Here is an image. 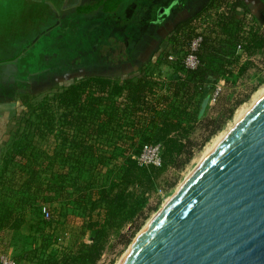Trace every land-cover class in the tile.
Here are the masks:
<instances>
[{"label": "trees", "instance_id": "obj_1", "mask_svg": "<svg viewBox=\"0 0 264 264\" xmlns=\"http://www.w3.org/2000/svg\"><path fill=\"white\" fill-rule=\"evenodd\" d=\"M254 10L261 14L254 11L253 27L241 32L237 26L219 40L227 52L210 50L193 70L176 66L186 77L170 80L166 93L157 92L158 82L142 73L123 78L88 73L30 105L24 127L0 156V237L27 226L47 249L56 228L68 227L76 217L69 242L47 254L43 264H97L112 240L129 244L166 172L191 158L190 136L208 105L215 75L241 76L252 65L250 57L264 48V5ZM44 137L54 142L50 155L36 142ZM146 143L162 144L161 166L139 165L133 158ZM45 206L52 211L47 217Z\"/></svg>", "mask_w": 264, "mask_h": 264}, {"label": "rangeland", "instance_id": "obj_2", "mask_svg": "<svg viewBox=\"0 0 264 264\" xmlns=\"http://www.w3.org/2000/svg\"><path fill=\"white\" fill-rule=\"evenodd\" d=\"M3 1L4 4L0 2V156L11 143L14 132L24 127L30 105H36L76 81L78 78L71 79V76L78 68H83L85 72L100 70L97 66L100 60L98 54L108 43H118L119 39H122L119 43L130 62L131 73L153 77V80L158 82L159 89L156 91L163 94L168 90L170 80L186 77L184 71L176 72L175 67H183L186 70L183 58L188 52L189 41L197 34L202 35L198 55L201 64L212 49L228 51L225 43H219L220 39L226 37L225 32L231 35L237 26L241 32L248 31L257 22V16L254 14H261L254 10L255 0H185L183 8L175 13V17L170 18L168 15L170 27H180L172 32L168 30L169 36L161 37L153 27L144 24L146 17L139 9L141 6L145 7V1L134 0L138 3L131 11L130 18L132 19L134 11L137 16L128 23L136 22L135 30L131 29L134 25L129 24L126 29L130 47L135 46V52H130L129 45H125V37L121 36L115 40L108 35L114 24V19H111L114 15L108 12L112 8L116 10V0H108V3H103V0H50L51 3H46V0L35 1L40 4L32 3L31 0ZM127 1L129 0H123V3ZM26 2L30 5H26ZM79 3L93 12L83 13L84 6L78 8ZM262 5L264 0H259L261 8ZM101 6H104L107 15H102ZM118 14H121V21H125L126 13L123 15L118 10ZM57 21H60L59 24ZM228 21H232V25L229 24L227 29H224L222 24ZM139 25L141 30H138ZM165 31L166 28L162 29L161 33ZM139 34L141 35L137 39ZM152 38L156 41L150 43ZM245 58L241 54L240 62ZM250 60L252 65L241 76L215 75L217 81L223 80V85L217 97L208 102L202 119L196 123L190 136L194 146L191 158L179 170L169 169L166 172L161 186L149 197L145 208L146 218L131 237L129 244L123 245L112 240L97 264H120L124 260L130 248L132 250L131 246L135 240L141 238L144 234L142 231L148 228L161 208L172 199L182 184L264 95V48L252 55ZM216 64L217 61H214L212 66ZM160 94H157V97H160ZM230 111V118L210 135L213 126ZM210 120H213V123L206 128L205 123ZM36 142L39 148L50 155L54 145L51 137H44ZM44 208V211L51 215V209L47 206ZM75 214L72 212L71 215ZM76 220L75 217L71 223H67L66 228H56L54 237L47 239L49 242H55L47 249L42 250L40 235L25 226L18 232H8V235L7 232L2 233L5 237L2 238L4 241H0V250L7 249L8 254L16 261L19 257L21 260L18 261L22 264H43L47 254H57L61 246L69 242L70 234L76 227ZM124 231L130 233L128 227ZM11 236L13 239H10Z\"/></svg>", "mask_w": 264, "mask_h": 264}, {"label": "water", "instance_id": "obj_3", "mask_svg": "<svg viewBox=\"0 0 264 264\" xmlns=\"http://www.w3.org/2000/svg\"><path fill=\"white\" fill-rule=\"evenodd\" d=\"M123 264H264V95L175 193Z\"/></svg>", "mask_w": 264, "mask_h": 264}, {"label": "flooded vegetation", "instance_id": "obj_4", "mask_svg": "<svg viewBox=\"0 0 264 264\" xmlns=\"http://www.w3.org/2000/svg\"><path fill=\"white\" fill-rule=\"evenodd\" d=\"M76 1V0H75ZM78 1V0H77ZM134 0H129L127 2L123 3V0H116L114 2V5H116V10L114 8H112V10L108 13H110V15H114L111 16V19H114V24L113 26H115L113 28L112 27V31L109 32L108 35H110V38H114L116 40V38H124L125 41V45H129L130 44V38H126L127 33H126V29L129 25H134L131 27L132 30H135V26H136V22H129L128 21L131 19V11L136 7V3H138L137 1ZM144 6H141V8L139 9V12H143L144 16L146 17V19H144V24L147 27H153V29L159 34L161 35V37L163 36H169V33L174 31L175 28L177 26H171L169 25V20L170 18L175 17V13H177V11L179 12L181 10V8H183V2L185 0H144ZM256 2H252L253 5L257 6L259 5V0H255ZM261 1V0H260ZM108 3V0H103V3ZM157 4H159V7H157ZM185 4V3H184ZM84 6L83 7V13H92L93 11H89L87 10V6H85L84 4H78L77 7L80 8V6ZM104 5V4H103ZM254 6V7H255ZM101 12L102 15H107V13L105 12V9L103 8L104 6H101ZM140 7V6H139ZM77 10V9H76ZM86 10V11H85ZM115 10V11H114ZM118 10H120L123 15L126 13V17L125 21H121V14H118ZM115 12V13H114ZM136 11L133 12L132 14V19H134L136 15L135 13ZM137 12V13H139ZM135 13V14H134ZM172 14V15H170ZM58 15V14H57ZM168 15L170 16V18H168ZM106 17V16H103ZM165 18V19H164ZM131 19V20H132ZM169 19V20H168ZM110 21V19H109ZM106 21L105 22H109ZM60 22V21H59ZM59 22L57 21V24H59ZM104 22V21H103ZM129 24V25H128ZM170 27V28H169ZM138 30H141V25H139ZM166 28V35L165 33H161L162 29ZM137 30V31H138ZM159 30H161L159 32ZM170 31L169 33L167 31ZM156 33V35H157ZM141 34H139L137 36V39H139L138 37ZM129 36V35H128ZM143 36V35H142ZM155 36V35H154ZM122 42V39H119V42ZM155 38H152L150 40V43L155 42ZM117 42H113V43H108V45H106V47H104L103 51L99 52L98 57H100V60L97 62V66L100 67V70H90L85 72L83 68H78V71H74L73 76H71L72 78H81L83 75L88 74V73H100L103 74L105 76H117L120 75L122 76L121 78L125 77L126 75H131V70L130 69V62L127 60L126 55L122 52V48L120 43ZM137 42V40H136ZM149 43V44H150ZM148 44V46H149ZM129 50L130 52H135V46L132 45V47H130L129 45ZM123 56V57H121ZM121 57V60L119 59ZM95 66V68L97 67ZM73 72V71H71ZM79 72V73H78Z\"/></svg>", "mask_w": 264, "mask_h": 264}, {"label": "built area", "instance_id": "obj_5", "mask_svg": "<svg viewBox=\"0 0 264 264\" xmlns=\"http://www.w3.org/2000/svg\"><path fill=\"white\" fill-rule=\"evenodd\" d=\"M202 43V35L197 34L195 38L189 41L187 49L188 52L185 54L183 58V64L186 69H196L200 65V57L199 55V47ZM242 47L241 44L236 46V53H241ZM223 85V80H216L213 90L211 92L210 100H214L217 95L220 93ZM163 146L161 143H146L143 144L141 151L134 155L133 158L137 161L139 165H153V166H161L162 163V154ZM45 210V208H44ZM46 217L48 216V212L44 211ZM2 238L0 237V241ZM4 241V240H2ZM0 264H22L19 261H16L12 258L7 249L0 250Z\"/></svg>", "mask_w": 264, "mask_h": 264}, {"label": "bare ground", "instance_id": "obj_6", "mask_svg": "<svg viewBox=\"0 0 264 264\" xmlns=\"http://www.w3.org/2000/svg\"><path fill=\"white\" fill-rule=\"evenodd\" d=\"M186 181H187V180H186ZM186 181H185V182H186ZM185 182H184V183H185ZM184 183H183V184H184ZM183 184H182V185H183ZM181 187H182V186H181ZM181 187H180V188H181ZM180 188H179V189H180ZM179 189H178V190H179ZM169 202H170V201H168V202H167V203L161 208V210L158 212L157 216L152 220V222H151L152 224H153V222L158 218V216L160 215V213L164 210V208L167 206V204H168ZM151 223H150V225L148 226V228H146V229L144 230L145 232L150 228V226L152 225ZM144 231H142V232L145 234ZM142 232H140L141 235H142ZM144 234H143V235H144ZM141 235H140V236H141ZM143 235H142V236H143ZM142 236H141V238H142ZM141 238H140V239H141ZM138 239H139V238H138ZM140 239H139V240H140ZM139 240H135L134 244L136 245V244L139 242ZM137 241H138V242H137ZM134 244L131 246L132 249L135 247ZM133 246H134V247H133ZM130 250H131V248H130ZM130 250H129L128 253L131 252ZM127 256H128V255H127V253H126V257L124 258V260L127 258ZM124 260H122V262H121L120 264H123Z\"/></svg>", "mask_w": 264, "mask_h": 264}, {"label": "crops", "instance_id": "obj_7", "mask_svg": "<svg viewBox=\"0 0 264 264\" xmlns=\"http://www.w3.org/2000/svg\"><path fill=\"white\" fill-rule=\"evenodd\" d=\"M25 1H26V0H25ZM32 1H33V2H32ZM35 1H36V0H31L32 3L40 4V3H36ZM0 2H2V3L4 4V1H3V0H0ZM38 2H41V1H38ZM52 2H53V1H52ZM28 3H29V2H28ZM28 3L26 2L25 4L29 6L30 4H28ZM46 3H51V2H50V0H49V1L46 0ZM53 10H54V9H53ZM6 235H8V234H6Z\"/></svg>", "mask_w": 264, "mask_h": 264}]
</instances>
